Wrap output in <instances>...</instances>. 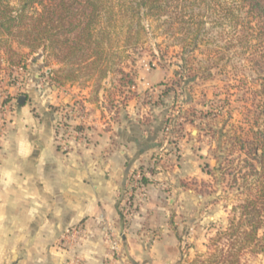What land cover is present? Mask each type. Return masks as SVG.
I'll use <instances>...</instances> for the list:
<instances>
[{"label": "rangeland", "instance_id": "374dc122", "mask_svg": "<svg viewBox=\"0 0 264 264\" xmlns=\"http://www.w3.org/2000/svg\"><path fill=\"white\" fill-rule=\"evenodd\" d=\"M204 20L207 41L189 58L183 56L182 36L161 22L150 26L138 52L131 50L130 57L111 61L112 72L106 79L81 75L76 82L65 84L57 82L62 66L56 60L42 51L31 53L16 43H12L10 52L9 42L0 37V146L10 135L21 97H27L35 117L45 109L55 115L54 138L63 153L88 147L92 123L110 125L122 119V111L136 113L131 117L151 131L158 119L159 146L152 160L171 176L166 180L162 177L164 207L150 223L147 243L151 249L157 237L169 232L167 235L175 236L180 243L184 255L180 264H196L198 255L209 252L211 238L227 226L238 204L228 187L230 178L223 179L213 170L216 157L225 155V150L220 152L225 138L218 133L230 132L232 125L248 129L249 119L258 116L251 105L252 101L258 103L264 73L263 62H253L254 48L233 40V31H223L212 18L206 16ZM157 75L162 77L159 84L152 82ZM223 147L227 149V145ZM160 154L164 158H159ZM207 166L211 175L206 173L210 170ZM150 170L156 174L154 167ZM124 202L120 219L123 227L129 228L138 202H132L129 209ZM97 225L106 245L105 264H132L114 224L100 219ZM90 231L84 220L65 229L58 239L60 248L73 252V264L82 263L77 251ZM253 261L264 264V254Z\"/></svg>", "mask_w": 264, "mask_h": 264}, {"label": "crops", "instance_id": "0c3cea01", "mask_svg": "<svg viewBox=\"0 0 264 264\" xmlns=\"http://www.w3.org/2000/svg\"><path fill=\"white\" fill-rule=\"evenodd\" d=\"M25 99L24 104L19 102L10 135L0 146L2 264L7 259L6 264H73V252L60 248L57 241L65 229L84 220L91 231L77 251L81 264H105L100 219L113 223L122 234L132 264H180L184 256L180 243L169 232L157 237L151 249L147 243L150 223L164 207L162 177L171 176L152 160L159 146L158 119L151 131L131 117L136 113L122 111V119L107 128L99 121L92 123L88 147L63 153L54 138L55 115L45 109L35 117ZM137 172L147 175L146 194L139 199L138 190L134 191L138 207L133 224L123 227L120 207ZM143 227L146 230L140 232Z\"/></svg>", "mask_w": 264, "mask_h": 264}, {"label": "trees", "instance_id": "16d2710c", "mask_svg": "<svg viewBox=\"0 0 264 264\" xmlns=\"http://www.w3.org/2000/svg\"><path fill=\"white\" fill-rule=\"evenodd\" d=\"M206 16L254 48L253 62L264 64V0H0V37L10 52L16 43L56 60L62 66L57 82L65 84L81 75L106 79L111 61L138 52L150 26L161 22L182 36L183 56L189 58L207 41ZM156 78L152 82L159 84ZM257 95L251 107L259 114L249 119L248 129L232 125L230 132L218 133L225 138V155L216 157L213 170L230 178L238 204L196 264H253L264 254V73Z\"/></svg>", "mask_w": 264, "mask_h": 264}, {"label": "built area", "instance_id": "2783aa9c", "mask_svg": "<svg viewBox=\"0 0 264 264\" xmlns=\"http://www.w3.org/2000/svg\"><path fill=\"white\" fill-rule=\"evenodd\" d=\"M141 172L135 173L131 177V183H130V189L127 192V200L124 202V206L126 205V208L129 209L132 205L133 199H134V191L138 190V198L142 199L146 194V185L143 182V179L146 178Z\"/></svg>", "mask_w": 264, "mask_h": 264}, {"label": "water", "instance_id": "95a60500", "mask_svg": "<svg viewBox=\"0 0 264 264\" xmlns=\"http://www.w3.org/2000/svg\"><path fill=\"white\" fill-rule=\"evenodd\" d=\"M25 100H26L25 97H21L20 100H19V102L24 104L25 103Z\"/></svg>", "mask_w": 264, "mask_h": 264}]
</instances>
